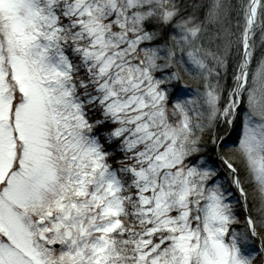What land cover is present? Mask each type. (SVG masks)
I'll list each match as a JSON object with an SVG mask.
<instances>
[{
	"label": "snow or ice",
	"instance_id": "6c2138e0",
	"mask_svg": "<svg viewBox=\"0 0 264 264\" xmlns=\"http://www.w3.org/2000/svg\"><path fill=\"white\" fill-rule=\"evenodd\" d=\"M0 264H264V0H0Z\"/></svg>",
	"mask_w": 264,
	"mask_h": 264
},
{
	"label": "trees",
	"instance_id": "16d2710c",
	"mask_svg": "<svg viewBox=\"0 0 264 264\" xmlns=\"http://www.w3.org/2000/svg\"><path fill=\"white\" fill-rule=\"evenodd\" d=\"M185 82H186V83L190 86V88H192V89H194V88L196 87V81H194V80L188 79V80H186ZM178 91H179V89H178ZM241 219H243V217H241Z\"/></svg>",
	"mask_w": 264,
	"mask_h": 264
}]
</instances>
